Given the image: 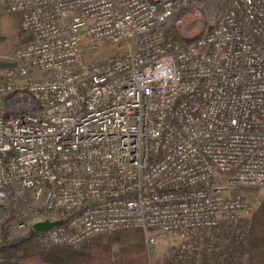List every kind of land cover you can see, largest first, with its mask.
<instances>
[{"label": "built area", "instance_id": "2783aa9c", "mask_svg": "<svg viewBox=\"0 0 264 264\" xmlns=\"http://www.w3.org/2000/svg\"><path fill=\"white\" fill-rule=\"evenodd\" d=\"M190 1L9 0L28 39L0 75V214L34 213L7 230L58 220L44 242L76 246L140 229L150 250L252 213L231 192L264 187V0H227L177 48L163 26ZM103 44L125 50L85 58Z\"/></svg>", "mask_w": 264, "mask_h": 264}, {"label": "rangeland", "instance_id": "374dc122", "mask_svg": "<svg viewBox=\"0 0 264 264\" xmlns=\"http://www.w3.org/2000/svg\"><path fill=\"white\" fill-rule=\"evenodd\" d=\"M226 1L227 0H191L184 8L175 11V13L167 19L163 26L165 33L174 41L177 48L184 47L196 37L202 36L212 29ZM8 6L9 0H0V75H2L6 69L15 67L16 62L13 57V50L17 45L22 44L28 39V36L20 30L19 13L10 12ZM123 50H125L123 47L116 48L109 44H103L99 49L86 53L85 58L91 61L104 60L114 54L121 53ZM44 75L43 72H35L32 76L41 78ZM32 76H30V78ZM30 78H28V80ZM231 193H240L254 204L252 213L238 220L249 219L257 206L264 200V187L236 188ZM2 206L3 213L0 214V248L5 243L6 239L12 242L30 234L28 229L20 230L15 232V234L5 229V227L8 224L14 223L17 218L20 217L18 214L20 215L22 211H26L29 215L34 213L33 209L27 207L24 210L19 208L12 213L13 203L9 199L4 200ZM11 214L14 218L10 219ZM223 223L226 222H222L218 227L193 230L186 237L171 236L170 234L158 232V243L150 250L146 248L148 263L221 264L223 258L226 256L223 252L225 251V245L220 232L221 230H219V227ZM110 234L111 233L102 235ZM182 244L187 248L184 259H166L165 251L167 249L177 248ZM45 245L47 247L49 246L47 244ZM80 245L71 247L76 248ZM33 262V260H28L27 264H33ZM91 264L103 263L95 261Z\"/></svg>", "mask_w": 264, "mask_h": 264}, {"label": "trees", "instance_id": "16d2710c", "mask_svg": "<svg viewBox=\"0 0 264 264\" xmlns=\"http://www.w3.org/2000/svg\"><path fill=\"white\" fill-rule=\"evenodd\" d=\"M219 230L226 254L221 264H264V200L249 219L223 223ZM29 231L30 234L24 238L12 242L5 240L0 248V264H27L28 260H33V264H91L95 261L103 264H149L140 229L95 235L76 248L67 245L47 247L41 232L33 228Z\"/></svg>", "mask_w": 264, "mask_h": 264}, {"label": "water", "instance_id": "95a60500", "mask_svg": "<svg viewBox=\"0 0 264 264\" xmlns=\"http://www.w3.org/2000/svg\"><path fill=\"white\" fill-rule=\"evenodd\" d=\"M59 223H60V221H58V220H56V221H49V220L38 221V222L34 223L33 229L37 232H43V231H45V230H47V229L51 228L52 226H55Z\"/></svg>", "mask_w": 264, "mask_h": 264}]
</instances>
